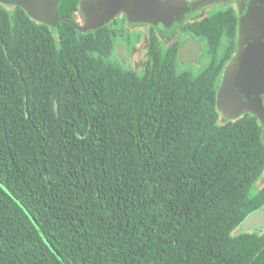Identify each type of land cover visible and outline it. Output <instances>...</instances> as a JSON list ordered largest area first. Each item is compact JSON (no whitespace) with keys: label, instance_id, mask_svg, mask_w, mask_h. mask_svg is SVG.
Returning a JSON list of instances; mask_svg holds the SVG:
<instances>
[{"label":"trees","instance_id":"obj_1","mask_svg":"<svg viewBox=\"0 0 264 264\" xmlns=\"http://www.w3.org/2000/svg\"><path fill=\"white\" fill-rule=\"evenodd\" d=\"M81 0H60L74 19ZM0 2V264H264L256 116L216 109L237 11L195 20L214 56L114 65L105 28Z\"/></svg>","mask_w":264,"mask_h":264},{"label":"water","instance_id":"obj_2","mask_svg":"<svg viewBox=\"0 0 264 264\" xmlns=\"http://www.w3.org/2000/svg\"><path fill=\"white\" fill-rule=\"evenodd\" d=\"M59 1L0 0L5 5H19L29 16L53 28L60 21L72 22L71 18L58 15ZM221 2L235 5L237 40L219 81L216 109L224 119H235L245 113L256 116L264 143V0H198L192 3L188 0H83L80 9L85 22L78 28L83 30L106 23L120 11L130 22L174 26L191 11ZM190 43L186 41L179 49L182 61V53ZM263 226L264 204L250 212L238 227L241 231H249Z\"/></svg>","mask_w":264,"mask_h":264},{"label":"flooded vegetation","instance_id":"obj_3","mask_svg":"<svg viewBox=\"0 0 264 264\" xmlns=\"http://www.w3.org/2000/svg\"><path fill=\"white\" fill-rule=\"evenodd\" d=\"M196 1L198 0H188L190 3ZM80 4L74 14V19L71 18L74 27L84 33L105 28L111 39L107 55L114 65L142 71L150 62L169 58L177 69L191 72L194 68H200L210 57L214 56L211 49L210 52L206 51L202 35L194 29L195 20L211 14L222 6L233 3H215L191 11L188 17L174 26L155 25L149 22H130L125 13L120 11L112 16L108 22L94 27H84L83 30L78 28L79 26L82 27L85 22ZM188 40L191 41L190 47L183 51L182 61L179 57V49Z\"/></svg>","mask_w":264,"mask_h":264}]
</instances>
